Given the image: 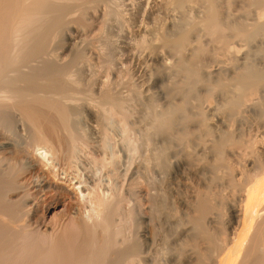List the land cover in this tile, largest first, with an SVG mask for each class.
Masks as SVG:
<instances>
[{
  "label": "bare ground",
  "instance_id": "bare-ground-1",
  "mask_svg": "<svg viewBox=\"0 0 264 264\" xmlns=\"http://www.w3.org/2000/svg\"><path fill=\"white\" fill-rule=\"evenodd\" d=\"M0 264H264V0H0Z\"/></svg>",
  "mask_w": 264,
  "mask_h": 264
},
{
  "label": "rangeland",
  "instance_id": "rangeland-1",
  "mask_svg": "<svg viewBox=\"0 0 264 264\" xmlns=\"http://www.w3.org/2000/svg\"><path fill=\"white\" fill-rule=\"evenodd\" d=\"M111 30V29H110ZM110 30H109V32H110ZM114 31H117V29L115 30L114 28H113V32ZM112 32V33H113ZM111 33H109V35H110ZM119 33H118V31H117V34L115 33L114 35H118ZM113 34H111L110 36L113 38V36H112ZM116 36H114V38L113 39H115V42H116V44H118V46L115 44V47L113 48V49H116V51H114L113 49H112V54H113V56L115 55V58H118L119 56L122 58H120L121 59V62L119 63L118 62V60L120 61V59L118 58V59H116L117 61L115 62V65L116 64H118V66H119V68H120V65H121V68L123 69H121L120 71L118 70L119 68H117L115 71H116V73L118 72L119 74H121L120 76H122V78H125L126 77V81L127 82H130V83H132V81H133V84H135L136 86L137 85H139V78H140V70H138V69H141V64H140V62H138V60H137V58L135 57V55L133 54L132 55V52L130 51V50H128L127 49V51H125L126 49H123L122 50V48H120V46L119 45H121V41H123L122 39H123V37H121L120 35H118V38L120 37V39H118ZM120 42V43H117V42ZM118 48V50H117V48ZM121 49V50H120ZM120 50V51H119ZM119 51V52H118ZM121 51H124V52H121ZM114 52V53H113ZM117 52H118V54H117ZM120 52H121V54H123V57L121 56V54H120ZM128 52V53H127ZM124 54H127L126 56L124 55ZM117 55V56H116ZM132 55V57H130V56ZM128 57V58H127ZM125 60H124V59ZM129 58H130V60H129ZM122 60H123V62L124 63H122ZM136 60V61H135ZM126 62V63H125ZM126 64V65H125ZM138 64V65H137ZM114 65V66H115ZM122 66H124V67H122ZM118 70V71H117ZM125 70V71H124ZM115 71L113 72V73H111V72H106L105 73V75L107 76L108 74V76H107V78L108 79H110V80H112L114 77H115ZM138 71V72H137ZM124 73H128V74H123ZM110 74H111V76H112V79H111V76H110ZM112 74H114V75H112ZM137 74H139L138 76H139V78H137L138 76H137ZM125 75H127L128 77H129V80L127 79V76H125ZM124 76V77H123ZM131 78V79H130ZM137 79V80H136ZM131 80V81H130ZM138 81V82H137ZM136 83H138V84H136ZM132 108H133V105H132ZM135 110V108L133 109V111ZM111 112V111H110ZM109 112V118H108V120H107V122H106V120H105V122L107 123L106 125H107V129H108V131H109V133H110V135H112L111 136V138H113V139H111V140H115V142H118V144H119V141H120V144H122V146H126V147H124V148H129L127 145H129V146H131L130 144L132 143V140L134 139V137H133V134L134 135H136V129H129V131H126V132H128L127 133V135L126 134H123L124 132H125V130L124 129H126V127H130L132 124L131 123H135L136 124V122H137V119L135 118H130L129 120H125V122H124V119H121L122 118V116H120L121 114H118L116 111H112L111 113ZM114 112H115V114H114ZM88 113H86L85 111H84V113H83V116H84V118L82 117V119H81V124H82V126L84 127V129H86V130H89L90 129V127H91V125H92V121H91V117L89 116V114L87 115ZM110 114H111V116H110ZM118 115V116H117ZM90 117V118H89ZM107 118V117H106ZM90 122H89V121ZM133 120V121H132ZM135 120H136V122H135ZM129 121V122H128ZM88 122H89V124H88ZM128 123L127 125L125 124V123ZM131 122V123H130ZM85 125H84V124ZM122 123V124H121ZM90 126L89 128L87 127V126ZM124 128H122V127ZM125 126V127H124ZM113 129V130H112ZM123 130V131H122ZM131 132V133H130ZM135 132V133H134ZM133 133V134H132ZM127 136V137H125V136ZM130 135H132V137H130ZM129 136V137H128ZM116 137V138H115ZM119 138V141L117 140ZM124 138V139H123ZM125 138H128V140L127 139H125ZM121 140L122 141H124V142H122L121 143ZM127 140V141H126ZM130 142V143H129ZM127 144V145H124V144ZM129 143V144H128ZM119 144V145H120ZM34 154L36 155V156H38V157H41L42 159H43V161H49L50 160V154L49 153H47L45 150H44V147H40V146H36L35 147V149H34ZM130 154V153H129ZM132 155H129V157H131ZM48 157V158H47ZM129 157H127L128 159H129ZM126 159V158H125ZM131 159V158H130ZM130 159H129V162L128 163H130ZM126 162V164L124 163V165H127L128 166V164H127V161L128 160H125ZM99 171H100V176H101V180H102V182L103 183H106L107 182V180H108V178H107V175L106 174H102L103 173V170H100L99 169ZM21 175H20V174ZM18 174H19V178H20V180L22 181V182H25L26 180H27V178H25V177H27L26 175L27 174H24L23 172H22V170H21V172H19ZM25 175V176H24ZM26 179V180H25ZM25 180V181H24ZM79 185L80 184H77V183H75L74 184V188L76 189L77 188V186L79 187ZM106 185V184H105ZM79 189H80V187L79 188H77L76 190H75V192H76V194H77V196H79L80 194H81V192L79 191ZM19 191H21V190H19ZM19 191H17V193L16 192H11V193H9V194H13V196H17L18 194H20V195H18V196H20L21 198H22V191L21 192H19ZM107 190H104V195H103V197H107L108 199H110L111 198V196L109 197V194H108V192L109 191H107ZM19 192V193H18ZM82 195V194H81ZM20 197H18L19 199H20ZM83 197V196H82ZM79 198H81V196L79 197ZM50 199H51V196L49 195V192H46L44 195H41V196H37L35 199H33L34 200V204L32 203V200H25L26 202H24L25 204H27V206H23V208H32V209H30V210H32V212L30 213V214H27V216H26V219L28 220V222L29 221H32L33 223L35 222V220H47L48 218H50V216H51V214L52 213H50L52 210H50V211H46V205L49 203V201H50ZM68 200V198H66L65 199V202H67V204L66 203H64V204H61V206L60 207H63L62 209H65V208H69V204H70V202L69 201H67ZM31 201V202H30ZM30 205V206H29ZM65 211V210H64ZM66 212V211H65ZM42 228H44V227H42Z\"/></svg>",
  "mask_w": 264,
  "mask_h": 264
}]
</instances>
